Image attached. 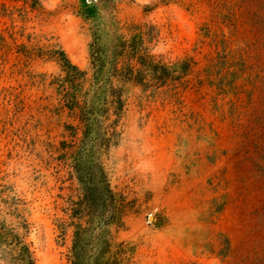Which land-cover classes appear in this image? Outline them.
I'll use <instances>...</instances> for the list:
<instances>
[{"label":"rangeland","instance_id":"1","mask_svg":"<svg viewBox=\"0 0 264 264\" xmlns=\"http://www.w3.org/2000/svg\"><path fill=\"white\" fill-rule=\"evenodd\" d=\"M113 15L163 62L192 60L176 86L131 88L106 160L131 202L125 263L264 264V0H0V219L28 221L36 264H71L80 185L57 148L75 122L38 54L89 71L91 27Z\"/></svg>","mask_w":264,"mask_h":264},{"label":"trees","instance_id":"2","mask_svg":"<svg viewBox=\"0 0 264 264\" xmlns=\"http://www.w3.org/2000/svg\"><path fill=\"white\" fill-rule=\"evenodd\" d=\"M145 27L132 24L127 34L116 16L100 18L91 27L89 71L73 63L61 47L51 45L38 54L60 67L55 79L60 108L75 122L66 124L69 139L57 148L58 158L69 162L80 185L77 199L69 202L71 264H126L127 249L117 242L116 232L125 227L131 202L112 186L106 160L122 138L131 88L176 86L191 70L190 59L168 64L152 54ZM18 217V227L0 219V264H36L27 241L29 223Z\"/></svg>","mask_w":264,"mask_h":264},{"label":"water","instance_id":"3","mask_svg":"<svg viewBox=\"0 0 264 264\" xmlns=\"http://www.w3.org/2000/svg\"><path fill=\"white\" fill-rule=\"evenodd\" d=\"M88 2H90V3H93V2H95L96 0H87Z\"/></svg>","mask_w":264,"mask_h":264}]
</instances>
